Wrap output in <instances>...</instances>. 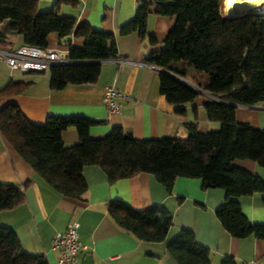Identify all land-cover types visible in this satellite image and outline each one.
<instances>
[{
    "label": "trees",
    "instance_id": "1",
    "mask_svg": "<svg viewBox=\"0 0 264 264\" xmlns=\"http://www.w3.org/2000/svg\"><path fill=\"white\" fill-rule=\"evenodd\" d=\"M70 0H55L51 8L38 11L36 0H0V50H10L9 36H20L23 45L46 48L49 34L69 45L70 38H82L80 49L70 47L67 59L73 65L49 69L50 88L94 84L100 63L116 58L114 35L78 25L74 17L60 14ZM224 0H138L134 17L118 29L120 36L136 32L151 46L157 44L146 32L150 8L158 16L173 17L162 49L147 63L164 72L159 76L160 93L166 102L182 107L199 93L177 79H185L187 67L207 81L203 89L212 96L204 105L214 131L201 133L196 123H185L184 139L137 141L120 127L102 138L93 139L89 129L95 123L82 117H49L45 124L30 123L17 105L0 107V133L16 153L62 197L82 201L87 187L82 176L86 166H97L109 183L139 173L152 175L170 192L178 178L199 179L203 189H220L225 200L215 217L231 237L264 240V225H252L237 199L264 194V180L232 166L234 160H251L264 168V130L235 121L237 106L264 104V13L246 12L222 18ZM221 11V12H220ZM82 63V64H77ZM24 85L9 83L0 89V102L21 93ZM74 129L78 142L66 147L62 132ZM24 187L0 182V211L10 210L24 199ZM107 215L121 230L146 243L162 242L171 226L172 215L163 206L133 210L121 201H111ZM169 255L178 264H210L208 250L199 245L192 231L181 229L167 244ZM0 264H48L42 255L26 254L15 232L0 226ZM221 264H234L226 257Z\"/></svg>",
    "mask_w": 264,
    "mask_h": 264
},
{
    "label": "crops",
    "instance_id": "2",
    "mask_svg": "<svg viewBox=\"0 0 264 264\" xmlns=\"http://www.w3.org/2000/svg\"><path fill=\"white\" fill-rule=\"evenodd\" d=\"M55 0H36L38 11L51 8ZM138 0H70L60 6V14L74 17L78 25L114 35L116 58L100 63L94 84L67 85L60 90L50 88L49 71L22 75L11 72L0 59V89L9 83L24 85L21 93L12 94L0 102V107L13 103L23 116L34 125H43L49 117H82L95 123L89 129L93 139L107 135L113 127H120L137 141L156 139H184L185 123H196L201 133L214 131L219 124L209 122L204 105L212 100L203 87L207 81L186 63L188 75L194 84L185 82L199 95L182 107L166 102L160 93L159 76L163 70L147 63V59L162 49L163 42L173 27V17L158 16L150 8L146 32L154 35L155 46L142 40L134 32L125 36L118 29L134 17ZM222 18H225L221 15ZM1 29V25H0ZM10 48L23 45L20 36H9ZM82 38H70V44L59 42L51 33L46 49L67 58L69 48L80 49ZM10 49V50H11ZM82 64V63H77ZM198 78V82L196 78ZM113 87L129 96L128 106L117 114L107 116L103 107V90ZM235 121L264 130V104L254 107L237 106ZM66 147L78 142L74 129L62 132ZM232 166L264 180V168L251 160H234ZM86 193L82 201L62 197L53 190L16 153L0 133V182L24 187L23 201L10 210L0 211V226L12 229L21 248L29 255H42L48 264H57L59 251L52 248L51 239L63 232L72 222L78 224L79 241L88 251L78 254L74 264H178L168 253L167 244L181 229L193 232L197 243L210 254V264H221L229 257L234 264L256 260L264 264V240L252 236L243 239L231 237L215 217L216 208L225 200L220 189H203L199 179L178 178L170 192H166L149 174L139 173L127 179L109 183L97 166L82 170ZM111 201H121L136 211L163 206L172 215L171 226L162 242L146 243L121 231L108 217ZM241 211L252 225H264V194L255 193L237 199Z\"/></svg>",
    "mask_w": 264,
    "mask_h": 264
},
{
    "label": "built area",
    "instance_id": "3",
    "mask_svg": "<svg viewBox=\"0 0 264 264\" xmlns=\"http://www.w3.org/2000/svg\"><path fill=\"white\" fill-rule=\"evenodd\" d=\"M0 59L11 72H18L22 75L46 72L55 66L76 64L56 51L30 45H22L11 50H0ZM128 103L129 96L126 93L117 91L113 87H106L103 90V107L107 116L117 114L127 107ZM51 245L53 249L59 251L57 264H74L79 253L88 251V247L79 241L76 222L67 225L63 232L56 233L51 239ZM243 264L260 263L251 260Z\"/></svg>",
    "mask_w": 264,
    "mask_h": 264
},
{
    "label": "bare ground",
    "instance_id": "4",
    "mask_svg": "<svg viewBox=\"0 0 264 264\" xmlns=\"http://www.w3.org/2000/svg\"><path fill=\"white\" fill-rule=\"evenodd\" d=\"M246 11L257 14L264 13V0H224L223 13L225 17Z\"/></svg>",
    "mask_w": 264,
    "mask_h": 264
},
{
    "label": "water",
    "instance_id": "5",
    "mask_svg": "<svg viewBox=\"0 0 264 264\" xmlns=\"http://www.w3.org/2000/svg\"><path fill=\"white\" fill-rule=\"evenodd\" d=\"M246 12H248V11H246ZM246 12H243V13H246ZM238 14H242V13H236V14H233V15H231V16H227V17H225V18L232 17V16H235V15H238ZM177 79L180 80L181 82L185 83L184 80H183L182 78L177 77ZM185 84H186V83H185ZM86 264H90V257H87V258H86Z\"/></svg>",
    "mask_w": 264,
    "mask_h": 264
},
{
    "label": "rangeland",
    "instance_id": "6",
    "mask_svg": "<svg viewBox=\"0 0 264 264\" xmlns=\"http://www.w3.org/2000/svg\"><path fill=\"white\" fill-rule=\"evenodd\" d=\"M224 4V3H223ZM221 12V11H220ZM251 12V11H250ZM253 13H256V12H253ZM196 78V81L198 82V78L197 77H195ZM185 82H190V84L192 83V84H194V82L189 78V77H186L185 79H183Z\"/></svg>",
    "mask_w": 264,
    "mask_h": 264
}]
</instances>
